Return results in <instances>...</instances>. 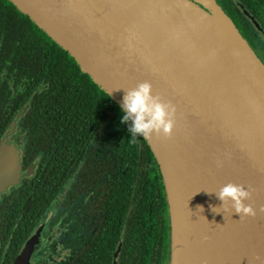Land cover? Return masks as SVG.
<instances>
[{
    "label": "water",
    "instance_id": "obj_1",
    "mask_svg": "<svg viewBox=\"0 0 264 264\" xmlns=\"http://www.w3.org/2000/svg\"><path fill=\"white\" fill-rule=\"evenodd\" d=\"M9 1L120 108L123 89L143 81L175 105L171 137L146 140L167 194L170 264L174 249L185 264H260L253 257L264 258V63L219 2ZM16 117L0 136V192L23 175ZM228 182L251 186L244 203L255 217L212 212L221 205L214 192Z\"/></svg>",
    "mask_w": 264,
    "mask_h": 264
},
{
    "label": "flooded vegetation",
    "instance_id": "obj_2",
    "mask_svg": "<svg viewBox=\"0 0 264 264\" xmlns=\"http://www.w3.org/2000/svg\"><path fill=\"white\" fill-rule=\"evenodd\" d=\"M217 1L264 63V0ZM29 109V101L22 102L14 116L23 175L19 185L0 192V264H170L168 200L156 158L128 176L99 123L89 124L85 142L72 145L67 129L66 145L49 148L53 140L39 135L52 124L24 122ZM31 195L32 205L25 201ZM142 231L148 240L141 244L136 233ZM34 234L38 249L28 260Z\"/></svg>",
    "mask_w": 264,
    "mask_h": 264
},
{
    "label": "trees",
    "instance_id": "obj_3",
    "mask_svg": "<svg viewBox=\"0 0 264 264\" xmlns=\"http://www.w3.org/2000/svg\"><path fill=\"white\" fill-rule=\"evenodd\" d=\"M25 101H29L30 109L24 122L52 124L41 130L46 134L39 135L53 140L49 148L66 145L67 129H72L70 143L79 145L89 134V124L99 123L103 125L105 143L117 146L111 156H115L116 163L124 162L120 169L128 176L133 167L137 170L151 158L155 162L145 139L138 136L136 143L129 142L128 123H121L124 112L119 105L27 15L9 0H0V136ZM25 201L32 205L34 196ZM147 240L146 232L136 233L138 243Z\"/></svg>",
    "mask_w": 264,
    "mask_h": 264
},
{
    "label": "clouds",
    "instance_id": "obj_4",
    "mask_svg": "<svg viewBox=\"0 0 264 264\" xmlns=\"http://www.w3.org/2000/svg\"><path fill=\"white\" fill-rule=\"evenodd\" d=\"M123 90L121 108L124 115L121 123H128L129 142L136 143L138 136L145 140H151L153 136L170 138L176 122L175 105L170 101L165 102L158 94L153 95L152 84L148 81L140 82L134 88ZM252 191L251 186L246 189L244 185L228 182L214 192L217 199L221 201V205L219 207L210 206L211 210L213 213H220L217 211L218 208H223L224 212L234 210L241 220L246 217H255L257 210L251 203H244L251 198ZM200 209L203 211L202 208ZM258 211L264 214V205H261ZM253 260L264 264V258L259 255L254 256Z\"/></svg>",
    "mask_w": 264,
    "mask_h": 264
},
{
    "label": "bare ground",
    "instance_id": "obj_5",
    "mask_svg": "<svg viewBox=\"0 0 264 264\" xmlns=\"http://www.w3.org/2000/svg\"><path fill=\"white\" fill-rule=\"evenodd\" d=\"M172 264H185L179 250L174 249L173 257H172Z\"/></svg>",
    "mask_w": 264,
    "mask_h": 264
},
{
    "label": "rangeland",
    "instance_id": "obj_6",
    "mask_svg": "<svg viewBox=\"0 0 264 264\" xmlns=\"http://www.w3.org/2000/svg\"><path fill=\"white\" fill-rule=\"evenodd\" d=\"M35 235H36V234H34V235H33V238H32L31 240H29V241L27 242V244H26L27 256L29 257L28 260L31 258V256H34V255H35V252H33V250H34L33 244H31L32 241H33V239H34V236H35ZM37 249H38V246L35 247V250H37ZM35 250H34V251H35Z\"/></svg>",
    "mask_w": 264,
    "mask_h": 264
}]
</instances>
